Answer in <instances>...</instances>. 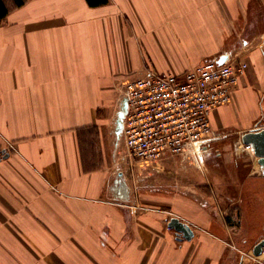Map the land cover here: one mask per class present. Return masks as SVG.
I'll return each instance as SVG.
<instances>
[{
	"label": "crops",
	"instance_id": "1",
	"mask_svg": "<svg viewBox=\"0 0 264 264\" xmlns=\"http://www.w3.org/2000/svg\"><path fill=\"white\" fill-rule=\"evenodd\" d=\"M8 4L0 264H262L253 247L264 238V172L241 135L264 114V0ZM231 51L249 67L213 109L206 150L132 160L117 133L125 84ZM222 139L227 149L214 150ZM173 216L192 225V239L178 237Z\"/></svg>",
	"mask_w": 264,
	"mask_h": 264
},
{
	"label": "built area",
	"instance_id": "2",
	"mask_svg": "<svg viewBox=\"0 0 264 264\" xmlns=\"http://www.w3.org/2000/svg\"><path fill=\"white\" fill-rule=\"evenodd\" d=\"M248 67L231 51L222 62L205 61L180 75L151 70L128 81L122 92L128 98L122 132L129 157L138 162L194 160L215 136L213 109L230 102ZM241 144L254 154L252 145ZM253 257L264 264V246Z\"/></svg>",
	"mask_w": 264,
	"mask_h": 264
},
{
	"label": "water",
	"instance_id": "3",
	"mask_svg": "<svg viewBox=\"0 0 264 264\" xmlns=\"http://www.w3.org/2000/svg\"><path fill=\"white\" fill-rule=\"evenodd\" d=\"M223 57L219 62L224 61ZM128 112V98L124 97L117 119V133L120 135L123 131L124 118ZM241 141L244 144H250L254 148V155L258 158V162L264 172V127H257L255 129L248 130L241 135ZM9 156V152L6 149L0 150V159L2 157ZM169 226L175 229L180 239H192L194 236V229L191 224L182 220L179 216H173L168 222ZM264 238L255 244L253 247V253L255 255H261L263 252Z\"/></svg>",
	"mask_w": 264,
	"mask_h": 264
},
{
	"label": "trees",
	"instance_id": "4",
	"mask_svg": "<svg viewBox=\"0 0 264 264\" xmlns=\"http://www.w3.org/2000/svg\"><path fill=\"white\" fill-rule=\"evenodd\" d=\"M9 0H0V25L10 11L8 4ZM92 5L102 3L105 0H88ZM15 7H20L25 4L26 0H12Z\"/></svg>",
	"mask_w": 264,
	"mask_h": 264
},
{
	"label": "rangeland",
	"instance_id": "5",
	"mask_svg": "<svg viewBox=\"0 0 264 264\" xmlns=\"http://www.w3.org/2000/svg\"><path fill=\"white\" fill-rule=\"evenodd\" d=\"M240 45H242V44H240ZM122 95H123V93H122ZM263 105H264V98H263ZM256 126L257 127H264V114H263L262 119L256 124ZM231 143H233V142H231ZM228 144H229L228 139H222L220 141L215 142V144L213 145V149L214 150H221L222 152H224L227 149L225 146ZM244 156H246V154ZM143 169L145 171H147V170L152 169V167L149 164H146ZM222 169H224V167H222ZM226 185H227V182H223V186H226Z\"/></svg>",
	"mask_w": 264,
	"mask_h": 264
},
{
	"label": "bare ground",
	"instance_id": "6",
	"mask_svg": "<svg viewBox=\"0 0 264 264\" xmlns=\"http://www.w3.org/2000/svg\"><path fill=\"white\" fill-rule=\"evenodd\" d=\"M261 180V179H260ZM258 182V181H257ZM261 183V182H260ZM255 184V183H254ZM257 185H258V183H257ZM263 188V187H262ZM250 208H251V204H250Z\"/></svg>",
	"mask_w": 264,
	"mask_h": 264
}]
</instances>
